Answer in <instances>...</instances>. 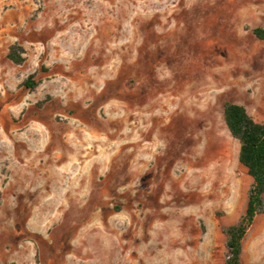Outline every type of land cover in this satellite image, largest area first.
<instances>
[{"label": "rangeland", "instance_id": "1", "mask_svg": "<svg viewBox=\"0 0 264 264\" xmlns=\"http://www.w3.org/2000/svg\"><path fill=\"white\" fill-rule=\"evenodd\" d=\"M254 28L264 0H0V264H225L251 178L222 108L264 97Z\"/></svg>", "mask_w": 264, "mask_h": 264}, {"label": "trees", "instance_id": "2", "mask_svg": "<svg viewBox=\"0 0 264 264\" xmlns=\"http://www.w3.org/2000/svg\"><path fill=\"white\" fill-rule=\"evenodd\" d=\"M252 33L259 39H264L263 29L254 28ZM23 51L21 46L11 45L7 58L21 64L24 61ZM37 84L31 74L21 85L34 89ZM222 115L231 136L239 143L238 161L252 179L242 215L236 222L222 227L227 248L225 264H241L246 233L256 216L264 212V123L256 121L243 105L231 101L223 103Z\"/></svg>", "mask_w": 264, "mask_h": 264}, {"label": "bare ground", "instance_id": "3", "mask_svg": "<svg viewBox=\"0 0 264 264\" xmlns=\"http://www.w3.org/2000/svg\"><path fill=\"white\" fill-rule=\"evenodd\" d=\"M71 134H72V133H71ZM79 136H80V139H82V143H83V144H84V143H89V144H91V149L88 150V152H87V153H88V154H87L88 156H91L92 153L94 152V150H95L98 146H100V153H106V151L108 150V146H109V144H107V143H99V145L97 146L96 143L94 142L93 138H92V137H94V136H92V137L90 136V139H88L87 137H85V138L88 139V140H86V141H85L84 138H83L84 136L82 137V135H80V134H79ZM74 138H76V137H74ZM74 138L71 137L70 135H68V136H67V142H68L69 144H72V145H74L73 142H75V145L77 146V144H80V143L77 142L76 139H74ZM68 143H66V144H68ZM53 147L56 148V149L59 148V149H57V150H60L61 144L58 143V142H56V143L54 144ZM54 148H53V149H54ZM40 153H41V152H40ZM40 153H36V154H35V157H34V159L32 160V162H34V160L36 159V157H37L38 155H40ZM65 154H66V152H64V155H65ZM53 156H54V155H53ZM53 156H52V157H53ZM61 157H62V155L59 157L60 160H61ZM53 161H54V160H53ZM48 163H49L48 161L45 162V164H47V165H48ZM50 164H52V162H51ZM53 164L56 165L57 162L54 161ZM43 165H44V164H43ZM54 165H53V166H54ZM49 166H50V165H49ZM214 170H215V169H214ZM213 172H214V171H213ZM204 174H205V173H204ZM187 175H188V174H187ZM193 176H194V175H193ZM190 177H192V176H190ZM213 177H214V176H213ZM215 178H217L216 175H215ZM197 179H198V178H197ZM200 179H201V178H200ZM211 180H212V179H210V181H211ZM222 180H223V179H222ZM225 180H226V179H225ZM225 180H224V181H225ZM201 181H202V180H201ZM218 181H219V180H218ZM194 182H195V181H194ZM198 182H199V181H198ZM199 183H200V182H199ZM129 248H130V249L127 250L128 253L130 252L129 250L132 251V249H131L132 247L129 246ZM138 248L140 249V244H138ZM123 258H124V260H126L127 258H130V256L126 254Z\"/></svg>", "mask_w": 264, "mask_h": 264}, {"label": "crops", "instance_id": "4", "mask_svg": "<svg viewBox=\"0 0 264 264\" xmlns=\"http://www.w3.org/2000/svg\"><path fill=\"white\" fill-rule=\"evenodd\" d=\"M257 89H260V91H264V84H261ZM255 92L254 90L251 94V97L254 100V113L249 110L248 106L246 105L245 101L243 100L242 102L236 101L235 103L244 105L248 113L258 122H263L264 123V97L256 98L255 97ZM251 178V177H250ZM252 182V179H251ZM264 199V196H263Z\"/></svg>", "mask_w": 264, "mask_h": 264}]
</instances>
